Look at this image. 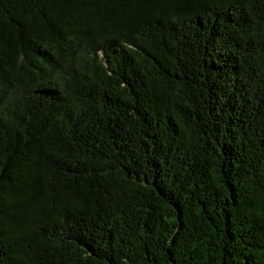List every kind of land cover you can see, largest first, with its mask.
Segmentation results:
<instances>
[{
  "label": "trees",
  "instance_id": "trees-1",
  "mask_svg": "<svg viewBox=\"0 0 264 264\" xmlns=\"http://www.w3.org/2000/svg\"><path fill=\"white\" fill-rule=\"evenodd\" d=\"M0 264H264V0H0Z\"/></svg>",
  "mask_w": 264,
  "mask_h": 264
}]
</instances>
